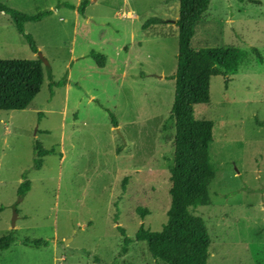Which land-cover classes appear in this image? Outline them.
Returning a JSON list of instances; mask_svg holds the SVG:
<instances>
[{
  "label": "rangeland",
  "instance_id": "rangeland-1",
  "mask_svg": "<svg viewBox=\"0 0 264 264\" xmlns=\"http://www.w3.org/2000/svg\"><path fill=\"white\" fill-rule=\"evenodd\" d=\"M83 1L85 16L69 7ZM0 2L27 15L51 11L25 25L37 54L0 13V60L41 54L48 62L29 107L0 110V237L15 238L0 264H165L134 237L141 226L161 229L170 206L179 0ZM150 18L163 22L143 28ZM191 46L256 48L262 57L212 77L210 102L194 107L196 119L215 123L217 168L211 202L194 214L211 240L208 264H264V0H211ZM92 51L105 57L104 67ZM49 68L54 82L66 84L51 88ZM37 143L57 151L41 169ZM24 176L31 190L21 198ZM118 227L133 240L123 255Z\"/></svg>",
  "mask_w": 264,
  "mask_h": 264
},
{
  "label": "trees",
  "instance_id": "trees-1",
  "mask_svg": "<svg viewBox=\"0 0 264 264\" xmlns=\"http://www.w3.org/2000/svg\"><path fill=\"white\" fill-rule=\"evenodd\" d=\"M168 2L173 0H167ZM211 0H179V18L175 21L178 28V54L175 75L174 100L169 120L174 122L173 164L169 167L171 187L170 206L167 221L161 229L151 230L141 226L135 234V241L147 242L153 256L165 264H208L211 240L206 223L194 214L198 207L208 206L211 202L209 186L216 179L217 168L210 154L215 123L198 120L194 116L197 104L210 102V82L214 76L234 74L242 66L248 65L255 57L262 61L256 48L250 50L235 47L193 49L192 38L195 26L203 20ZM87 1L79 6H69L85 16ZM0 13L9 16L16 31L27 41L32 53L38 48L33 37L25 32L27 23H37L51 14V11L27 15L11 9L0 2ZM158 18L148 19L143 28L162 23ZM89 56L99 67H104L105 57L92 51ZM51 88L65 85L66 80L54 82L52 70H47ZM44 81L43 63L34 60H0V110H24L29 107L40 93ZM111 124L117 127V120L111 115ZM119 151V150H118ZM55 148L45 149L35 145L34 165L41 169L44 157L56 154ZM60 154V153H59ZM18 188L19 197L31 190V183L23 177ZM128 178L123 180L125 190ZM142 218L149 215L146 209H137ZM124 237L122 255L127 253L133 242L118 227ZM13 233L0 237V252L8 250L14 243ZM26 246L39 249L47 246L45 241H25ZM98 263V260H96Z\"/></svg>",
  "mask_w": 264,
  "mask_h": 264
},
{
  "label": "water",
  "instance_id": "water-1",
  "mask_svg": "<svg viewBox=\"0 0 264 264\" xmlns=\"http://www.w3.org/2000/svg\"><path fill=\"white\" fill-rule=\"evenodd\" d=\"M39 59L42 61V63H44L45 65H48V62L46 61V59H44V57L41 54H38ZM15 223L13 222V227H14Z\"/></svg>",
  "mask_w": 264,
  "mask_h": 264
}]
</instances>
